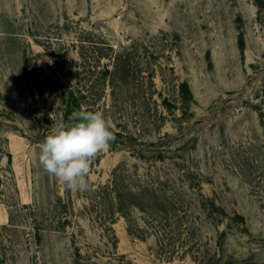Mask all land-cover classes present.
<instances>
[{"label": "rangeland", "instance_id": "1", "mask_svg": "<svg viewBox=\"0 0 264 264\" xmlns=\"http://www.w3.org/2000/svg\"><path fill=\"white\" fill-rule=\"evenodd\" d=\"M97 110L67 190L39 145ZM0 264H264V0H0Z\"/></svg>", "mask_w": 264, "mask_h": 264}, {"label": "clouds", "instance_id": "2", "mask_svg": "<svg viewBox=\"0 0 264 264\" xmlns=\"http://www.w3.org/2000/svg\"><path fill=\"white\" fill-rule=\"evenodd\" d=\"M114 123L97 110L74 112L68 121L53 124L39 145L38 162L67 190L90 189L88 176L96 156L115 140Z\"/></svg>", "mask_w": 264, "mask_h": 264}]
</instances>
